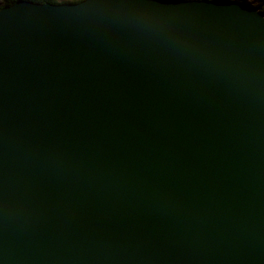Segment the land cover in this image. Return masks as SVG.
Masks as SVG:
<instances>
[{
  "label": "water",
  "instance_id": "water-1",
  "mask_svg": "<svg viewBox=\"0 0 264 264\" xmlns=\"http://www.w3.org/2000/svg\"><path fill=\"white\" fill-rule=\"evenodd\" d=\"M0 264H264L260 7H0Z\"/></svg>",
  "mask_w": 264,
  "mask_h": 264
},
{
  "label": "trees",
  "instance_id": "trees-1",
  "mask_svg": "<svg viewBox=\"0 0 264 264\" xmlns=\"http://www.w3.org/2000/svg\"><path fill=\"white\" fill-rule=\"evenodd\" d=\"M16 1H18V0H2V4L0 5V7H2V5L12 4V3L16 2ZM30 1L36 2V3H40V0H30ZM77 1H79V0H59V3H63V2H77ZM216 1L222 2V1H225V0H216ZM235 1H240L241 2L243 0H235ZM260 9H261L262 13L264 14L263 7H260Z\"/></svg>",
  "mask_w": 264,
  "mask_h": 264
},
{
  "label": "rangeland",
  "instance_id": "rangeland-1",
  "mask_svg": "<svg viewBox=\"0 0 264 264\" xmlns=\"http://www.w3.org/2000/svg\"><path fill=\"white\" fill-rule=\"evenodd\" d=\"M241 2H244L246 6L248 7H252V5L263 7V10H264V0H243ZM1 4H2V0H0V5Z\"/></svg>",
  "mask_w": 264,
  "mask_h": 264
},
{
  "label": "snow or ice",
  "instance_id": "snow-or-ice-1",
  "mask_svg": "<svg viewBox=\"0 0 264 264\" xmlns=\"http://www.w3.org/2000/svg\"><path fill=\"white\" fill-rule=\"evenodd\" d=\"M59 3V0H40V4H45V3Z\"/></svg>",
  "mask_w": 264,
  "mask_h": 264
},
{
  "label": "bare ground",
  "instance_id": "bare-ground-1",
  "mask_svg": "<svg viewBox=\"0 0 264 264\" xmlns=\"http://www.w3.org/2000/svg\"><path fill=\"white\" fill-rule=\"evenodd\" d=\"M3 6V5H2Z\"/></svg>",
  "mask_w": 264,
  "mask_h": 264
}]
</instances>
